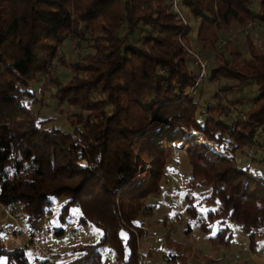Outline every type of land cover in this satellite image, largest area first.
<instances>
[{
  "label": "trees",
  "instance_id": "trees-1",
  "mask_svg": "<svg viewBox=\"0 0 264 264\" xmlns=\"http://www.w3.org/2000/svg\"><path fill=\"white\" fill-rule=\"evenodd\" d=\"M253 1L182 0V7L200 23V48L217 53L221 35L234 24H264V0L256 8ZM172 3L0 0V203L19 206L26 225L48 216L54 198L66 197L79 208L78 226H95L103 236L73 248L75 259L66 264H104L102 246L112 249L116 264H141L138 244L149 232L140 219L156 208L147 201L162 193L181 133L198 132L213 147L186 140L192 167L187 208L155 224L173 228L186 218L187 234L197 225L213 247L234 244L231 224L249 236L251 247L264 244V143L258 132L264 129V54L248 35L251 58L219 55L206 80L254 84L258 94L245 117L232 120L220 95L231 93V85L203 107L193 94L200 73L183 46L194 25H185ZM68 36L92 52L67 64L59 53ZM57 60L70 68L68 83L52 76ZM40 76L55 87V102L70 110L67 129L50 126L54 118L33 110L43 104L32 90ZM196 189L207 191L206 211L195 204ZM69 209L64 205L62 222ZM2 231L0 257L8 263L47 262L32 263L26 245L9 250ZM166 244L167 264H189L190 248L171 238Z\"/></svg>",
  "mask_w": 264,
  "mask_h": 264
},
{
  "label": "rangeland",
  "instance_id": "rangeland-1",
  "mask_svg": "<svg viewBox=\"0 0 264 264\" xmlns=\"http://www.w3.org/2000/svg\"><path fill=\"white\" fill-rule=\"evenodd\" d=\"M175 1V0H173ZM179 9L184 17L185 25H194L193 33L188 42H184L183 46L186 48L188 56L190 58V66L194 69L197 67L194 64V60L191 58L189 51L198 53L202 59L208 63L209 72L217 67L219 63V55H223L225 58H229L231 53H239L245 58H251L249 53V47L247 44V36L250 35V39L254 43L255 47L264 54V24L263 23H250L246 29L239 24H234L232 29L221 35V40L218 43V52L214 53L210 49H201L196 42V33L199 29L200 23L189 17L188 10L182 7V1H179ZM258 0H254L252 3L253 8L258 6ZM188 23V24H186ZM92 52V49L88 47V44L79 38H73L68 36L65 45L60 50L59 57L69 63L79 62L85 55ZM52 76L60 78L64 83H68L71 80V71L67 65H64L60 60L55 61L52 70ZM207 80V79H206ZM204 82L202 91L197 90L193 93L197 99L201 102L203 107H206L207 103L215 104L213 99L216 93L220 91L226 85H231L233 91L229 94H220L223 101L229 107L232 112V120H235L238 115L242 117L246 116V112L249 110L251 102L258 94V89L254 84H248L242 86L237 82H232L224 79H220L214 83L208 81ZM32 90L37 98L43 99V104L34 106L33 110L45 119L54 118L50 124L57 125L64 128H68L66 123V117L70 110L64 105H59L54 100L55 87L46 82L45 76H40L39 79L33 84ZM197 92V93H196ZM236 101H241L243 105L235 104ZM243 112V113H242ZM258 132L262 136V142L264 143V129L259 128ZM195 137H189L186 134H180V143L177 144V149L172 154V160L167 167V177L163 181V191L159 195L152 196L148 199V203L156 205L153 214L148 216H142L140 222H143L149 232L148 236L143 238L138 244V248L141 254L144 255L141 261L145 264H167L166 256L167 239L171 238L176 242L183 243L185 248H190L193 252L189 264H264V244H256L255 247H251L249 236L234 225H231V230L234 233V244L229 247H213L209 241V237L206 236L197 225H192L193 228L190 234H187L186 229L190 220L184 219L178 225L173 228L165 227L163 225H156L157 221L163 220L168 213L170 216H175L177 213H182L187 208V202L185 200L187 191L189 189L188 179L191 177L192 167L190 161L183 150L187 139H193L199 144H206L212 149V144L203 142L199 137L198 132ZM193 134V133H192ZM263 153L264 151L260 152ZM245 163L249 160L243 158ZM260 159V158H259ZM85 163L81 164V167H85ZM195 204L203 211H206L205 203L203 199L208 195L207 191L196 189ZM64 205H69L70 209L67 214L66 222L60 220V214ZM21 211V208L18 206ZM24 215V214H23ZM79 208H76L71 201L66 197L54 198V205L48 216L40 220L44 227L48 230V235L45 238V244L49 252L55 256L56 264H66L75 257L70 251L80 245H93L100 241L103 233L95 226H78ZM12 229V232L7 233L5 229ZM213 229V235L217 233L219 227L215 223L211 225ZM60 229H64L63 235L56 234ZM2 231L3 239L9 250L15 249L17 246L25 245L24 242H16L14 240L13 223L6 219L5 215L0 212V231ZM123 239L126 236L123 235ZM101 251L103 254L104 264L110 262V264H116V255L109 246H102ZM30 261L32 263L40 259L37 256L29 252ZM195 259V261H193ZM7 262L5 257H0V264ZM8 264V262L6 263ZM44 264H50L48 262Z\"/></svg>",
  "mask_w": 264,
  "mask_h": 264
},
{
  "label": "built area",
  "instance_id": "built-area-1",
  "mask_svg": "<svg viewBox=\"0 0 264 264\" xmlns=\"http://www.w3.org/2000/svg\"><path fill=\"white\" fill-rule=\"evenodd\" d=\"M179 1L181 2L182 0L173 1L172 9L183 19V21H185L179 9ZM189 52L200 73L197 85L193 88L194 93L198 86L202 85L208 77V63L202 59L198 53H194V51ZM0 212L5 215L6 219L13 223L14 240L16 242H24L25 245L29 247L33 255L40 259H46V261L50 264H56L54 259L55 256L49 252L45 244V238L48 235V230L44 227L43 223L40 221H34L26 225L25 216L16 206L8 207L0 203ZM8 264L17 263L10 262ZM141 264H145L144 261H141Z\"/></svg>",
  "mask_w": 264,
  "mask_h": 264
},
{
  "label": "crops",
  "instance_id": "crops-1",
  "mask_svg": "<svg viewBox=\"0 0 264 264\" xmlns=\"http://www.w3.org/2000/svg\"><path fill=\"white\" fill-rule=\"evenodd\" d=\"M7 230H9L10 231V233L12 232V229H11V227L9 228H7V229H5V231H7ZM9 231H7V233H9ZM9 233V234H10ZM7 262H4V263H2V264H6ZM105 264H110V262L108 261V262H106Z\"/></svg>",
  "mask_w": 264,
  "mask_h": 264
},
{
  "label": "bare ground",
  "instance_id": "bare-ground-1",
  "mask_svg": "<svg viewBox=\"0 0 264 264\" xmlns=\"http://www.w3.org/2000/svg\"><path fill=\"white\" fill-rule=\"evenodd\" d=\"M195 136H196V133H194V132H193V134L189 135V137H195Z\"/></svg>",
  "mask_w": 264,
  "mask_h": 264
}]
</instances>
